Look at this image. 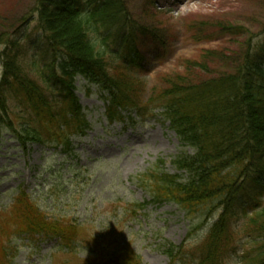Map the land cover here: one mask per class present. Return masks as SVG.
<instances>
[{"label": "rangeland", "instance_id": "374dc122", "mask_svg": "<svg viewBox=\"0 0 264 264\" xmlns=\"http://www.w3.org/2000/svg\"><path fill=\"white\" fill-rule=\"evenodd\" d=\"M127 1L134 32L143 29L165 42L136 33L143 61L140 69H130L128 75L144 84V102L159 94L165 80L174 76L200 83L216 73L227 74L238 65L249 42L255 52L264 43V0ZM34 2L0 0V25L22 41L28 60L38 61L45 52L44 43L34 25L28 29L22 22ZM86 84L77 80V96L92 128L86 137L73 139L72 156L62 148L39 145L25 152L12 134L4 133L0 227L10 230L14 199L23 192L63 229L69 230L70 221L78 224L74 253L42 235L31 239L22 234L15 242L9 240L16 249L15 264H117L111 260L115 255L121 260L120 250L133 252L130 256H138L143 264H177L165 250L186 245L188 228L196 220L190 221L174 204L150 205L136 212L134 207L148 199L139 187V175L152 170L159 160L167 163L165 173H175L170 162L183 151L178 139L162 118L134 117L129 123L109 124L101 92L93 86L88 95ZM223 262L238 264L235 257Z\"/></svg>", "mask_w": 264, "mask_h": 264}, {"label": "trees", "instance_id": "16d2710c", "mask_svg": "<svg viewBox=\"0 0 264 264\" xmlns=\"http://www.w3.org/2000/svg\"><path fill=\"white\" fill-rule=\"evenodd\" d=\"M23 24L35 26L46 53L40 63L28 61L22 41L0 25V145L3 134L9 132L25 152L37 144L63 145L70 152L69 138L89 128L76 95L79 75L109 92L111 120L120 118L118 108L131 106L127 100L133 88L121 82L125 77L116 68L118 61L131 59L132 52L136 59L138 55L130 43L133 34H127L131 19L126 1L35 0ZM112 49L124 51L114 58L108 55ZM249 50L248 44L238 65L227 74L216 73L200 83L178 77L183 83L163 92L160 102L167 106L165 115L172 129L183 144L197 152L175 162L189 174L186 183L173 176L156 179L151 192L154 201H174L189 214L214 199L235 208L241 194L236 184L250 174L264 175V47L259 55L249 54ZM228 169L230 173L222 175ZM16 207L12 219L19 232H45L73 240L72 233L67 235L65 229L46 222L26 196ZM258 211L249 224L264 238V206ZM227 221L218 230L223 236L229 233ZM16 229L0 227L1 257L8 254L1 242L18 233ZM169 254L173 257L171 251ZM123 255L121 260L117 257L119 264L135 263L130 253ZM255 264H264V249Z\"/></svg>", "mask_w": 264, "mask_h": 264}]
</instances>
